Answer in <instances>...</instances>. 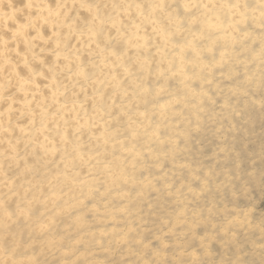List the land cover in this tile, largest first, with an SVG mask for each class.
Masks as SVG:
<instances>
[{
    "label": "bare ground",
    "instance_id": "bare-ground-1",
    "mask_svg": "<svg viewBox=\"0 0 264 264\" xmlns=\"http://www.w3.org/2000/svg\"><path fill=\"white\" fill-rule=\"evenodd\" d=\"M201 2L208 0H6L0 10V192L5 193L4 200L18 199L25 191L18 186L24 182L16 180V186L6 175L9 170L15 174L14 180L16 175L20 178L37 169L46 171L45 181L38 184L42 192L46 190L44 199L49 189H65L47 194L45 201L60 205L50 212L53 215L62 213L61 209L79 210L84 200L75 197L78 192L87 194L102 185L99 191L103 194L112 187L136 184L124 174L127 168L123 169L122 160L131 163L141 156L142 150L133 146L141 138L162 144L157 137L161 125H151V118L161 121L172 113L171 102L161 99L169 92L161 86L150 91L143 82L175 79L185 88L198 81L202 72L220 67L232 57L237 41L252 40L241 29L245 23L259 26L264 21L257 14L256 20L242 19L232 27L216 23L215 17L204 24L203 8L197 12L186 7ZM225 2L235 0H220ZM244 2L255 5L256 0ZM193 12L201 16L200 23L191 25L195 38L188 32L187 22ZM218 44L217 59L207 63L203 55H211ZM187 69L196 75H187ZM185 95L196 100L205 96L188 89ZM152 98L159 99L156 109L142 108ZM29 182L26 193L37 185ZM118 191L120 194L121 189ZM122 193L118 198H125ZM30 195L24 200H30ZM2 205L0 221L8 224L19 217L27 219L33 203L25 201L15 220L7 211L9 206ZM37 223H33L35 228L29 225L40 235L53 226L50 221Z\"/></svg>",
    "mask_w": 264,
    "mask_h": 264
},
{
    "label": "rangeland",
    "instance_id": "rangeland-1",
    "mask_svg": "<svg viewBox=\"0 0 264 264\" xmlns=\"http://www.w3.org/2000/svg\"><path fill=\"white\" fill-rule=\"evenodd\" d=\"M241 29L250 33L252 40L237 41L232 47V57L226 59L222 66L210 67L208 71L202 72L198 75V81L188 83L185 88H182V81L175 79L161 81L151 78L143 82L137 78V81L147 85L150 91L158 86L167 90L169 94L161 99L171 102L172 113L161 121L155 116L151 118V125H161L157 137L163 141L162 144L146 143L141 138L133 143L137 150H142L139 159L131 163L129 159L126 161L127 158L122 160L123 169H129V172L126 169L124 174L133 178L136 183L134 186L112 187L107 193L103 192L105 195L99 191L100 188L103 190L102 185L87 194L86 191L78 192L75 197L79 195L81 201L84 200L81 202L83 205L78 206L79 210L67 208L73 209L72 213L69 210V214L68 210L61 209L62 213L53 215L50 212L54 213V208L60 205L52 206L45 201L47 194L51 190L63 192L65 189L59 186V189H49L44 199L46 190L42 192L38 184L45 181L43 172L46 171L40 172L37 169L39 172L32 171L20 175V178L16 175L18 179L15 180L12 170L6 173L13 178L8 179L25 183L18 185L25 190L24 196H19L18 199L3 198L2 206H9L4 209H7L10 217L15 220L25 201L33 203L28 220L19 217L20 222L15 220L18 225L14 221L7 224L8 229L20 232L21 241L28 240L31 243L32 247L27 249V262H31L28 264H82L83 261H88V264H106L108 260L131 259L138 255L129 248L132 237L136 238L135 246L142 245L144 251L151 250L152 245L156 243L165 249H182L178 252L177 264L179 260L199 259V252L192 246H203L209 257L216 253L219 258L224 254L225 245L218 237L211 235V229L222 219V215H218L215 209L219 208L223 213L226 202L230 205L227 206L228 210L236 216L235 220L228 221V225L239 224L238 230H244L243 221L239 220L243 215L247 218L250 231L259 229V222L253 225L252 217L254 216V221L264 218V179L261 178V173H264V111L260 110L264 104L260 99L264 96V21L260 22L259 26L247 22ZM240 47L245 48V51H241ZM220 48L221 45H215L211 55H203L204 60L207 63L216 60ZM186 74L194 76L196 72L187 69ZM249 85L252 86L251 91H247ZM185 89L193 91L196 95L203 93L205 96L200 100L189 98L185 95ZM158 100L149 99L142 108L155 110ZM242 111L244 118L241 119ZM229 127L232 131L227 133ZM213 129L218 131L213 133ZM149 153L151 154L148 155ZM220 156L225 158L219 161L222 166L218 165L217 158ZM237 160L240 161L245 178L253 168L257 173L255 180L250 181L252 189L244 188L239 194L240 186L237 185L236 188V184L240 181H233L228 171L235 167ZM39 173L40 177H37ZM201 173L205 179L201 178ZM27 182L37 183L32 193L29 192L31 188L27 189L26 193ZM115 188L121 189L125 198H118L121 191L119 194ZM35 189H38V193H34ZM27 194H31L30 200L27 199ZM25 197L27 198L24 200ZM8 201L9 203H5ZM233 203L244 209L231 207ZM42 207L45 208L42 209L43 213L40 210ZM110 212L113 213L114 219L110 218ZM78 219L82 221L77 222ZM38 221L42 224L50 221L54 228L52 225L48 226V230L42 231L43 234L40 230V235L39 231L32 228H35ZM30 223H34V226L31 227ZM28 225L30 227H27ZM226 231L227 226L224 229V232ZM221 234L223 235V232ZM205 240L207 244L204 243ZM246 240L245 235L240 233L239 243L245 244ZM52 242L56 244L47 245ZM32 248L36 249L35 253ZM228 251L233 254L236 249L230 247ZM139 255L142 256V253ZM31 257L33 263L32 259H29Z\"/></svg>",
    "mask_w": 264,
    "mask_h": 264
},
{
    "label": "clouds",
    "instance_id": "clouds-1",
    "mask_svg": "<svg viewBox=\"0 0 264 264\" xmlns=\"http://www.w3.org/2000/svg\"><path fill=\"white\" fill-rule=\"evenodd\" d=\"M217 4H219V9H217ZM209 5H211V7H209ZM5 6L6 0H0V10H3ZM186 7L189 9H196L197 12L203 8L204 24L210 23L213 17H215L216 23H224L228 27H232L233 24H239L242 19L256 20L259 17L261 20H264V0H256L255 5L245 3L244 0H235L234 3H220V0H216L214 3L213 0H208V3L206 4L203 2L200 4L189 3ZM197 12H193V16L188 17L187 20L190 25L188 32L193 38L197 36V33L192 31L191 25H193V23L201 22V16L197 15ZM193 17H195V21L193 20ZM203 35L206 36V32ZM251 87L252 86L249 85L247 91H251ZM260 99L264 102V96L260 97ZM249 103H251V101ZM260 110L264 111V104H262ZM242 118H244L243 111L241 112V119ZM221 127L223 128V125H221ZM212 131L215 133V131L218 130L213 129ZM231 131V127L226 130L227 133H230ZM221 134L224 135L225 133ZM224 159L225 158L223 156L218 157V165L222 166L223 164H220L219 161H223ZM208 167L210 168L211 164L208 165ZM228 171L233 181H236L237 179L240 181L236 184V188L237 185L240 186L238 194L244 188L252 189L250 181H253L256 178L257 173L255 168L248 172L247 178H245L244 173L241 171L240 161L237 160L235 167L228 169ZM201 178L205 179L202 173ZM261 178L264 179V173H261ZM4 195L5 194L3 192H0V203L3 202ZM226 205L230 206L227 202ZM227 206L224 208L223 213L221 212V209H215L218 215H222V219L216 222V227L214 229H211V235L218 237L219 241L225 245L224 254L217 258V254L212 248L215 255L213 257H209L203 246L200 248L192 246L199 252V259L196 261H190L187 259L179 260V264H264V218L254 221L253 216V225H255L256 222H259V229L250 231L247 218L241 215L239 220L243 221L244 230L240 231L238 230L240 228L239 224L228 225V221L235 220L236 216L233 212L228 210ZM231 207L244 209L242 207H238L235 203H233ZM226 226L227 231L224 232ZM222 232L223 235L221 234ZM240 233H243L247 238L245 244L239 243ZM253 236L256 238L253 239ZM135 239V237L130 239L129 248L138 254L136 257L131 259L108 260L106 264H177L178 252L182 249H176L173 247L165 249L161 246V244L156 243L152 245L151 250L144 251L142 245L138 247L135 246ZM204 243L207 244V240H205ZM31 247V243L28 240H20L19 231L8 229L7 221H0V264H27L29 256L27 249ZM230 247L236 249L235 253L229 254L228 250ZM35 251L36 249L32 248V252L35 253ZM141 253L142 256L139 255ZM121 256H123V251L121 252ZM37 264H40V262H37ZM82 264H88V261H83ZM93 264H95V262H93Z\"/></svg>",
    "mask_w": 264,
    "mask_h": 264
}]
</instances>
